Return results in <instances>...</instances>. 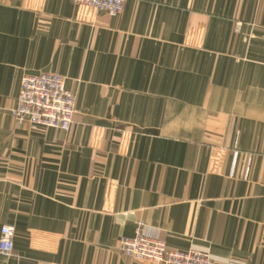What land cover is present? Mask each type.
<instances>
[{
  "label": "crops",
  "instance_id": "0c3cea01",
  "mask_svg": "<svg viewBox=\"0 0 264 264\" xmlns=\"http://www.w3.org/2000/svg\"><path fill=\"white\" fill-rule=\"evenodd\" d=\"M239 28V29H238ZM76 97L69 132L12 116L25 75ZM0 264H264V0H0Z\"/></svg>",
  "mask_w": 264,
  "mask_h": 264
},
{
  "label": "built area",
  "instance_id": "2783aa9c",
  "mask_svg": "<svg viewBox=\"0 0 264 264\" xmlns=\"http://www.w3.org/2000/svg\"><path fill=\"white\" fill-rule=\"evenodd\" d=\"M76 7H90L117 17L123 13L127 0H71ZM239 29V28H238ZM76 114V97L65 87V78L57 73L25 75L12 116L19 123L69 132ZM15 227L4 225L0 234V253L14 255ZM120 252L136 261L152 264H214L211 257L199 251H172L164 241L148 237L139 225L133 238H124Z\"/></svg>",
  "mask_w": 264,
  "mask_h": 264
}]
</instances>
